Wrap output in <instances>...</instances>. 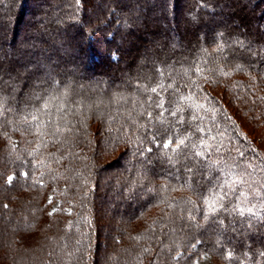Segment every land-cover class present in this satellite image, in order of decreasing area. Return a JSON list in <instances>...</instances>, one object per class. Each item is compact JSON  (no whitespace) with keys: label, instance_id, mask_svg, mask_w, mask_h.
<instances>
[{"label":"trees","instance_id":"16d2710c","mask_svg":"<svg viewBox=\"0 0 264 264\" xmlns=\"http://www.w3.org/2000/svg\"><path fill=\"white\" fill-rule=\"evenodd\" d=\"M93 1L0 0V264H264V0Z\"/></svg>","mask_w":264,"mask_h":264},{"label":"rangeland","instance_id":"374dc122","mask_svg":"<svg viewBox=\"0 0 264 264\" xmlns=\"http://www.w3.org/2000/svg\"><path fill=\"white\" fill-rule=\"evenodd\" d=\"M94 2V4L96 3V2H98V0H95V1H93ZM91 11L89 10V13H90ZM258 133H259V131H258ZM211 263V256H210V254H208V253H203L201 256H199L198 257V259H197V264H210Z\"/></svg>","mask_w":264,"mask_h":264},{"label":"snow or ice","instance_id":"6c2138e0","mask_svg":"<svg viewBox=\"0 0 264 264\" xmlns=\"http://www.w3.org/2000/svg\"><path fill=\"white\" fill-rule=\"evenodd\" d=\"M168 145H165V147H167ZM11 179V178H10Z\"/></svg>","mask_w":264,"mask_h":264}]
</instances>
